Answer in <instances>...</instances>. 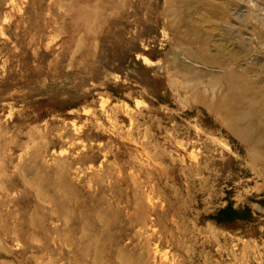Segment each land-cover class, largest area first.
<instances>
[{"label":"rangeland","instance_id":"1","mask_svg":"<svg viewBox=\"0 0 264 264\" xmlns=\"http://www.w3.org/2000/svg\"><path fill=\"white\" fill-rule=\"evenodd\" d=\"M239 112L264 137V0H0V264H264Z\"/></svg>","mask_w":264,"mask_h":264},{"label":"bare ground","instance_id":"2","mask_svg":"<svg viewBox=\"0 0 264 264\" xmlns=\"http://www.w3.org/2000/svg\"><path fill=\"white\" fill-rule=\"evenodd\" d=\"M193 57L196 63L200 61L203 64H207L206 58L199 56ZM224 75L226 77L225 79L227 80V85L231 90L245 91L247 89V81L242 75H238V73H235L233 71H229ZM184 76L186 77V80L183 86L188 91H198L200 87L207 88L210 91H215L216 89H219L221 85L219 79L220 75L217 74H210L208 78H205V75H203L202 72L199 73L195 71L191 72V74L187 72V74H184ZM253 107L254 106H252V108ZM246 117L247 115L245 113L239 112L227 118V122L232 132L236 134L239 138H241L243 141H248L250 143H264V137H261L260 135H256L254 133L253 126L251 125V123H247L246 125H240L243 120L246 119Z\"/></svg>","mask_w":264,"mask_h":264}]
</instances>
